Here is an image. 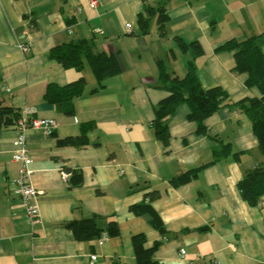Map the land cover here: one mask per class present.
<instances>
[{"label":"crops","instance_id":"0c3cea01","mask_svg":"<svg viewBox=\"0 0 264 264\" xmlns=\"http://www.w3.org/2000/svg\"><path fill=\"white\" fill-rule=\"evenodd\" d=\"M90 1L0 0L1 107L58 125L52 136H25L29 182L39 193V221L30 224L9 184L18 177V131L0 124V264H89L91 254L94 264H136L132 237L140 233L147 247L162 242L153 258L163 264H264V195L252 207L237 187L247 169L264 165V153L247 115L231 106L262 95L234 70L235 52L222 49L262 35L264 55V0H162L165 35L155 18L146 34L137 25L144 7L159 0H96L94 9ZM83 39L118 60L119 73L95 92L86 62L77 71L49 57L55 46ZM158 62L178 78L191 63L202 88L226 95L201 132L185 103L162 118L166 145L154 129L155 110L169 95L160 88ZM80 77L87 87L81 96L46 99L49 85ZM89 122L86 146L59 144ZM142 203L157 213L165 235L130 211ZM92 218L104 233L115 221L119 235L99 245L100 237L76 240L65 226Z\"/></svg>","mask_w":264,"mask_h":264},{"label":"trees","instance_id":"16d2710c","mask_svg":"<svg viewBox=\"0 0 264 264\" xmlns=\"http://www.w3.org/2000/svg\"><path fill=\"white\" fill-rule=\"evenodd\" d=\"M161 2L162 0H159L154 5L145 6L144 14L138 15L137 25L141 34L148 32L151 20L154 18L158 24L159 34H166L167 16ZM60 3L66 4V0H60ZM261 44L262 35H256L241 41L230 40L222 49L235 52L234 70L247 74L246 87L256 88L262 95L260 98L252 97L241 100L231 104V106L247 115L258 140L259 149L264 153V55L261 51ZM49 57L65 69L77 71L82 70L86 62L96 81L95 86L89 89L90 92L103 88L108 78L119 73L118 60L115 54L97 52L91 40L88 39L57 45L50 50ZM158 68L160 88L166 90L169 95L159 103L155 110L154 129L157 138L162 141L163 145L167 144V128L166 125L161 124L160 120L173 115L178 107L184 103L188 105L190 110L188 120L197 124L198 131H203V121L221 108L223 101L226 100L225 93L219 87L202 88L191 63L187 74L182 78L168 73L162 62H158ZM86 89V80L80 77L77 81L64 87L49 85L46 88L45 97L49 102L70 101L81 96ZM20 117L19 111L1 107L0 103V124L14 126L16 129ZM91 128H94L93 123L83 124L79 136L64 138L59 144L61 146L84 147L88 144L87 132ZM237 187L245 202L252 207L257 206L260 198L264 195V165L247 169ZM148 197L152 199L154 195L150 194ZM130 211L139 216L147 215L151 226L165 235L160 218L149 203L133 205L130 207ZM65 226L71 231L74 239L80 241L92 240L104 233V230L96 226L94 218L71 221ZM200 230L205 231L206 229ZM106 234L112 238L119 235L118 225L115 221L109 223ZM161 243L155 242L153 246L147 247L144 234L133 235L132 246L136 264H163L153 258L155 250Z\"/></svg>","mask_w":264,"mask_h":264},{"label":"built area","instance_id":"2783aa9c","mask_svg":"<svg viewBox=\"0 0 264 264\" xmlns=\"http://www.w3.org/2000/svg\"><path fill=\"white\" fill-rule=\"evenodd\" d=\"M97 6L96 0H91L89 7L94 9ZM127 29L130 28V24H126ZM29 43L21 44V48H27ZM57 123L53 119L48 118H29L27 113L22 114L18 123L16 130L18 131V137L16 139V150L12 156V161L19 165L18 177L10 181V186L15 189L16 195L20 198L24 214L23 217L26 218L30 224H35L39 221V193L31 186L29 182L30 170L29 163L30 157L26 148L25 136L28 132H41L44 135L51 136L57 129ZM64 179H67L68 175L62 173ZM108 238L106 233H103L99 238V245L103 243ZM185 252L181 250L179 252V257L184 258ZM97 256L91 254L89 256V264H94Z\"/></svg>","mask_w":264,"mask_h":264}]
</instances>
